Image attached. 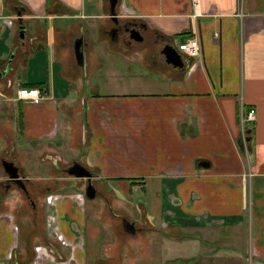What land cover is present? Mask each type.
Here are the masks:
<instances>
[{
    "label": "crops",
    "instance_id": "obj_1",
    "mask_svg": "<svg viewBox=\"0 0 264 264\" xmlns=\"http://www.w3.org/2000/svg\"><path fill=\"white\" fill-rule=\"evenodd\" d=\"M115 12L140 42L112 33L109 0H0V264H69L55 261L69 246L87 264V206L118 237L128 220L140 257H166L178 242L193 258L165 264H264V0H117ZM192 38L200 59L177 50ZM166 46L184 68L166 62ZM30 87L40 104L15 100ZM249 109L255 121L242 123ZM9 152L30 206L15 208L18 219L3 208ZM27 155L46 169L42 181L23 170ZM75 162L95 176L93 199L85 179L63 174ZM102 180L144 195L120 199ZM117 251L104 258L122 261Z\"/></svg>",
    "mask_w": 264,
    "mask_h": 264
},
{
    "label": "rangeland",
    "instance_id": "obj_2",
    "mask_svg": "<svg viewBox=\"0 0 264 264\" xmlns=\"http://www.w3.org/2000/svg\"><path fill=\"white\" fill-rule=\"evenodd\" d=\"M74 41H73V45H74ZM133 69L139 70L141 72H145L144 69H136L134 67H133ZM20 142L21 141H19V143ZM10 152L7 154V156H5L6 158H4V160H6L8 162H12L14 164V166H18V163L15 160H13V159H16L15 156L13 154L11 155ZM30 158H31L30 155L26 156L27 161L24 163L23 170L26 171V173L31 177L30 179L35 180V181H42L46 176V169H44L43 166L39 162L34 161L32 158L31 159ZM18 173H19V171H18ZM57 173L59 175L61 172L58 171ZM63 174L65 175L64 171H63ZM3 178H7V175L5 174L4 171H3ZM19 180H21L23 183V177L21 176V173L19 174ZM29 183H31V185L35 184V182L33 183V181L29 182ZM101 183L103 185H105L106 187L112 188V190H114L117 193L116 196L118 198L123 199V200H127V201L129 198H131V201L133 203L135 201H138L139 199H141L144 195V193L141 190H138L137 193H134L131 196H129V194H125L124 192L119 193L117 190V185H118L117 181L113 182V183H109V181H103L102 180ZM4 184L5 183H3V185ZM23 185H24V183H23ZM2 191H3V186H2L1 192ZM7 194H8V197L5 200V203H6L5 206L6 207H3V208H6L7 210H10L13 213H15L14 214L15 217H17L16 211L18 209H21L20 214H22L24 212L23 208L27 209L30 207L29 202H28L27 198L23 195L22 190H19L18 188H16V186L12 185L11 183H9L8 191L6 192L4 197H6ZM46 200H47V198H46ZM48 200H50V199L48 198ZM93 203H97L96 200H94ZM1 204H2V202H1ZM19 206H22V207H19ZM0 207H2V206H0ZM15 208H18V209L15 210ZM85 210H86L85 211V217L83 216V218H84L83 226L81 224L80 225H81L82 231L84 232L83 235H84V239H85V251L86 252L84 254H82L81 257H83V260L85 259V262L87 264L92 262L97 257L103 259L105 256H108V254H110L109 251L111 249L116 251V253L118 252L117 250H119V251H121L120 255L123 256V258L127 257L128 252H124V251H128L130 245H132L131 246L132 248H130V249L132 250L134 256L135 255H137V256H136L135 260H134V258H132V259H129L128 257L125 258L126 264H128L129 262H130V264H132V263L133 264H165V262L168 260L176 259V256L177 257L182 256V257H185V259H192L193 258V255L195 252L193 250H187V248L190 247L189 246L190 244L186 243V245H184L186 251L182 253V252L178 251V242H175L174 245L169 247V251H168V254L166 257L159 255V258H156L153 260H150L146 257H140V249H142L143 243L141 244L140 247L136 248L134 243L129 244V241H128V238H129L128 234L129 233L124 234L122 232L121 236L118 237L116 235V232L115 231L113 232V229L110 228L111 233H112V234H110L109 228L107 226H103L101 222H99L93 218L94 213L91 212V210L88 206ZM8 213H9L8 215H11L10 212H8ZM127 213H129V214L131 213V211H129L128 208H127ZM17 219H18V217H17ZM24 222H25V219H23V218H21L18 221V223L20 225ZM15 225H16V227H19L18 224L15 223ZM109 235L112 239L109 237ZM55 244H56L55 245L56 248H58L57 246L64 248V244H60L58 242ZM179 248H181V246ZM45 249H47L48 254L50 255V256H46L47 261H49V259H50L49 257L54 259L55 258L54 253L50 252L48 250V247H45ZM65 250H66V255L60 256V257L56 256L55 261L56 262H59V261L67 262L68 261V263L71 261L70 264H75V259H73V257H71V259H68V250L71 251L70 253H72V249L71 248H65ZM116 253H114V254L112 253V255H117ZM162 253L166 254L165 252H162ZM169 255H172L173 257H169ZM167 257H169V258H167ZM123 258H122V261L109 258L107 260L108 261L110 260V261L107 264H117V263L124 264ZM36 259H38L40 262L41 261L40 259H42V258L40 256L39 257L33 256L32 258L28 259V264H31V262H32V264H34ZM104 259H106V258H104ZM76 260L78 261V258H76Z\"/></svg>",
    "mask_w": 264,
    "mask_h": 264
},
{
    "label": "water",
    "instance_id": "obj_3",
    "mask_svg": "<svg viewBox=\"0 0 264 264\" xmlns=\"http://www.w3.org/2000/svg\"><path fill=\"white\" fill-rule=\"evenodd\" d=\"M117 4V0H109V6H110V17L115 22L118 23V20L116 19V12L115 7ZM131 39L134 41L140 42L142 40V37L137 29L129 31ZM134 35V36H133ZM21 38H23V34L20 35ZM82 42L83 40L81 38H78L74 41L73 50H74V57L77 62V64H81L82 58H83V51H82ZM163 55L165 56L166 62L168 64H171L174 67L178 68H184V64L182 62V57L175 52L170 46H166L164 50L162 51ZM247 134L250 133V130L246 131ZM249 138L246 139L247 142H249ZM2 167L7 175V180H11L14 183L22 182L19 180V173L18 168L14 166L12 162L2 161ZM204 165L201 164V167ZM67 174L79 179H90L91 173L87 171L85 168L77 164L76 162L69 167V170L67 169ZM22 189L25 190V187L22 183ZM85 197L87 199H93L95 197V188L88 183L86 189H85ZM132 226V225H130ZM133 227V226H132Z\"/></svg>",
    "mask_w": 264,
    "mask_h": 264
},
{
    "label": "built area",
    "instance_id": "obj_4",
    "mask_svg": "<svg viewBox=\"0 0 264 264\" xmlns=\"http://www.w3.org/2000/svg\"><path fill=\"white\" fill-rule=\"evenodd\" d=\"M190 1L193 7L198 6L200 2V0H190ZM177 50L179 53L189 58H194V59L201 58V49L198 40L196 38L187 39L184 42L180 43L177 46ZM43 99L44 98L40 94V91L34 87L19 88L16 92V97H15V100L25 101L33 105L40 104ZM255 117L256 115L254 109H249L248 112L242 116L241 122L252 124L255 121ZM240 138H241L240 140L241 144L246 145V141H245L246 134L244 130H242V134Z\"/></svg>",
    "mask_w": 264,
    "mask_h": 264
},
{
    "label": "flooded vegetation",
    "instance_id": "obj_5",
    "mask_svg": "<svg viewBox=\"0 0 264 264\" xmlns=\"http://www.w3.org/2000/svg\"><path fill=\"white\" fill-rule=\"evenodd\" d=\"M135 27H136L135 24L133 22H130V21L114 23V26H113V29H112V33H114L115 36L117 35V38L121 37L122 38V42L127 46V45H129L130 42L133 41V39H131V37H130L129 31L136 29ZM140 28H141V26H140ZM76 39H78V38H76ZM82 44H83V42H82ZM67 169L69 170V167L64 169V172L66 174H67ZM94 180H95V176L91 173L90 179H85L86 187H87L88 183H90L94 187ZM9 183H11L12 185L16 186V188H18L19 190H22V182L14 183L11 180H6L5 184L3 185V191L5 193H6V191H8ZM23 183H25L24 180H23ZM3 195H4V193H2L0 195V200L2 199ZM130 225L131 224L129 223L128 220H126V219H122L121 220V228L123 229L122 231H124V233L135 234L136 230ZM110 233H111V230H110ZM52 246L53 245H51V244L49 245L50 249H51ZM68 248L73 249L70 246ZM73 251H74V249L72 250V253H70L71 251L68 250V259H71V257H73V259H75V264H76L77 260H76V258L74 256V252ZM107 259H109V258L101 259V258L97 257L93 261H96L95 264H107L110 261V260L108 261ZM70 263H71V261L69 262V264ZM31 264H32V262H31Z\"/></svg>",
    "mask_w": 264,
    "mask_h": 264
},
{
    "label": "trees",
    "instance_id": "obj_6",
    "mask_svg": "<svg viewBox=\"0 0 264 264\" xmlns=\"http://www.w3.org/2000/svg\"><path fill=\"white\" fill-rule=\"evenodd\" d=\"M248 110L245 111V113H247ZM240 145H241V142H240ZM193 260H190V262H184V264H191ZM172 263H178V261H174V262H168L167 264H172Z\"/></svg>",
    "mask_w": 264,
    "mask_h": 264
}]
</instances>
